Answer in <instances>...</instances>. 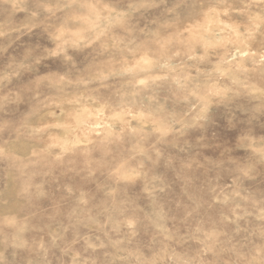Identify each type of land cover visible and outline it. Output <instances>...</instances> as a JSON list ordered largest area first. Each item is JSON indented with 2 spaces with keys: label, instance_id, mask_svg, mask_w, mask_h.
<instances>
[{
  "label": "clouds",
  "instance_id": "obj_1",
  "mask_svg": "<svg viewBox=\"0 0 264 264\" xmlns=\"http://www.w3.org/2000/svg\"><path fill=\"white\" fill-rule=\"evenodd\" d=\"M0 264H264V0H0Z\"/></svg>",
  "mask_w": 264,
  "mask_h": 264
}]
</instances>
